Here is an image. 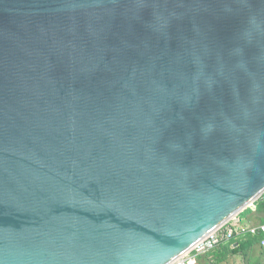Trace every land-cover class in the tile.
<instances>
[{
    "label": "water",
    "instance_id": "water-1",
    "mask_svg": "<svg viewBox=\"0 0 264 264\" xmlns=\"http://www.w3.org/2000/svg\"><path fill=\"white\" fill-rule=\"evenodd\" d=\"M263 194L264 0H0V264H172Z\"/></svg>",
    "mask_w": 264,
    "mask_h": 264
},
{
    "label": "built area",
    "instance_id": "built-area-1",
    "mask_svg": "<svg viewBox=\"0 0 264 264\" xmlns=\"http://www.w3.org/2000/svg\"><path fill=\"white\" fill-rule=\"evenodd\" d=\"M242 234H250L253 236L264 235V224H259L258 226H246V228L235 229L232 226V222H227L215 232H213L209 237H207L194 250L181 256L172 264H198L199 256L215 251L221 245L227 242H232V240L236 238V236ZM260 246H264V240L260 242Z\"/></svg>",
    "mask_w": 264,
    "mask_h": 264
},
{
    "label": "crops",
    "instance_id": "crops-1",
    "mask_svg": "<svg viewBox=\"0 0 264 264\" xmlns=\"http://www.w3.org/2000/svg\"><path fill=\"white\" fill-rule=\"evenodd\" d=\"M252 209L255 211L257 209V205L253 206ZM258 221L255 220H242L240 217L236 218V220L232 221V226L237 229V228H245L246 226H258L259 224H264V215H261L258 217L256 216ZM260 219V220H259ZM263 221V222H261ZM257 237L253 236L250 234H242L239 236H236L232 240V242L236 239L244 238V237ZM263 236V235H262ZM260 240L258 244H251V245H246V244H235L232 249L231 248H225V247H220L218 248L215 252L217 254V258L211 257V262L214 264H233L235 260L232 259L234 257L233 254L235 253H241L242 255L249 257L250 259L257 260L258 257L261 255L259 261L263 262L264 261V249L260 246ZM228 244V243H225ZM233 250V251H232ZM232 256V257H231Z\"/></svg>",
    "mask_w": 264,
    "mask_h": 264
},
{
    "label": "trees",
    "instance_id": "trees-1",
    "mask_svg": "<svg viewBox=\"0 0 264 264\" xmlns=\"http://www.w3.org/2000/svg\"><path fill=\"white\" fill-rule=\"evenodd\" d=\"M255 204L257 205V209L255 211L252 209V207H249V209L242 212L239 215V217L242 220H246V221L247 220L258 221L256 216L258 215V217H259L261 215H264V197L259 198L258 201L255 202ZM261 222H263V221H261ZM262 239H264V236H262V235H258L257 237L247 236L244 238L236 239L232 243L223 244L221 246L225 247V248H231L232 249V247L237 243L246 244V245L258 244L259 240L261 241ZM211 257H215V258L218 257L215 251L212 253H208V254H205V255L198 257V264H209L211 262Z\"/></svg>",
    "mask_w": 264,
    "mask_h": 264
},
{
    "label": "rangeland",
    "instance_id": "rangeland-1",
    "mask_svg": "<svg viewBox=\"0 0 264 264\" xmlns=\"http://www.w3.org/2000/svg\"><path fill=\"white\" fill-rule=\"evenodd\" d=\"M262 197H264V194H263V196ZM261 197V198H262ZM255 206V205H254ZM221 247V246H220ZM219 247V248H220ZM264 246H262V248H263ZM234 255V257H232V259L233 260H235V262L233 263V264H264V261L263 262H261V261H259V259H260V257H261V255H262V253H261V255L258 257V259L257 260H253V259H250L249 257H246V256H244V255H242L241 253H235V254H233ZM211 263V262H210Z\"/></svg>",
    "mask_w": 264,
    "mask_h": 264
},
{
    "label": "clouds",
    "instance_id": "clouds-1",
    "mask_svg": "<svg viewBox=\"0 0 264 264\" xmlns=\"http://www.w3.org/2000/svg\"><path fill=\"white\" fill-rule=\"evenodd\" d=\"M248 226H249V225H248ZM245 228H246V225H245ZM263 236H264V235H263ZM262 240H264V239H262ZM262 240H261V241H262ZM227 243H232V242H227ZM217 249H218V248H217ZM217 249H216V250H217ZM262 249H264V247H263ZM216 250H215V251H216ZM212 252H214V251H212ZM212 252H209V253H212ZM207 254H208V253H207ZM204 255H205V254H204ZM201 256H202V255H201ZM199 257H200V256H199ZM209 264H212V262L209 263ZM213 264H214V263H213Z\"/></svg>",
    "mask_w": 264,
    "mask_h": 264
},
{
    "label": "bare ground",
    "instance_id": "bare-ground-1",
    "mask_svg": "<svg viewBox=\"0 0 264 264\" xmlns=\"http://www.w3.org/2000/svg\"><path fill=\"white\" fill-rule=\"evenodd\" d=\"M255 205V204H254Z\"/></svg>",
    "mask_w": 264,
    "mask_h": 264
}]
</instances>
